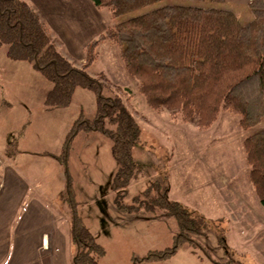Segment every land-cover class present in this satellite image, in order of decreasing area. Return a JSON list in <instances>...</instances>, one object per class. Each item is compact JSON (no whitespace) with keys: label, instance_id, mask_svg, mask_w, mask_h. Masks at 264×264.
I'll return each mask as SVG.
<instances>
[{"label":"rangeland","instance_id":"1","mask_svg":"<svg viewBox=\"0 0 264 264\" xmlns=\"http://www.w3.org/2000/svg\"><path fill=\"white\" fill-rule=\"evenodd\" d=\"M74 1L84 5L90 0ZM249 1L161 0L120 16H113L109 8L93 7L97 11L95 21L105 28L167 4L226 8L244 23L254 17ZM70 12L77 25L90 23L86 8ZM7 49V44L0 47V145L4 146L0 154L10 156L19 150L18 158L24 159L29 157L24 154L29 150L59 153L66 135L81 115L95 118L96 94L79 87L68 106L46 109L45 98L52 82L30 62L8 57ZM98 51L99 57L88 72L104 76V81L110 84L104 93L119 95L141 126L133 148L137 172L122 198L123 204H132L137 195L145 197L144 191L154 182L168 186L170 199L177 200L178 195H183L185 202H189L182 186L186 180L192 182L195 196L201 198L197 207L189 205L191 213L203 215L207 221L203 233L195 237L197 244L184 242L170 258L138 264H264V207L249 180L243 144L252 129H242L239 117L228 112L221 113L211 127L203 129L196 120L183 122L173 118L166 107L154 110L139 91L137 80L125 70L118 45L105 42ZM71 58L77 64L79 58L73 54ZM262 126L264 121L257 127ZM211 147H215V153L207 155ZM208 157L209 160H204ZM49 161L52 166L36 172L47 177L51 173L52 193L56 179L59 209L65 213L62 164L52 157L36 154L26 160V165ZM118 166L112 154V140L102 132L81 130L73 137L69 173L79 214L108 252L101 264H133L134 257L171 247L176 240L175 220L165 212L159 211V217L153 218L145 210L132 212L119 207L112 187ZM170 183L172 188L177 184L182 187L172 192ZM65 215L70 221L69 210V217Z\"/></svg>","mask_w":264,"mask_h":264},{"label":"trees","instance_id":"2","mask_svg":"<svg viewBox=\"0 0 264 264\" xmlns=\"http://www.w3.org/2000/svg\"><path fill=\"white\" fill-rule=\"evenodd\" d=\"M90 1L120 16L161 0ZM249 6L254 17L244 23L232 10L214 6L167 4L142 12L108 26L89 41L84 61L77 66L58 50L50 28L28 1L0 0V47L7 44L8 57L30 62L52 82L46 109L68 106L79 87L96 94L95 118L81 115L61 151L47 153L64 167L63 200L76 246L74 264H100V258L107 254L79 214L69 173L72 140L81 130H98L112 140V154L119 165L112 187L119 207L132 212L145 210L153 218L163 211L175 220L174 245L134 257L133 264L170 258L184 242L197 244L195 237L207 224L203 215H193L180 201L170 199L168 186L158 182L144 191L146 198L137 195L132 204H123L137 172L133 148L141 126L119 95L104 93L110 88L104 76L88 72L105 42L118 45L125 70L137 80L139 91L154 110L166 107L173 118L196 120L203 129L228 112L239 117L242 129H252L244 138V151L250 182L264 207V126L257 127L264 121V0H250Z\"/></svg>","mask_w":264,"mask_h":264},{"label":"crops","instance_id":"3","mask_svg":"<svg viewBox=\"0 0 264 264\" xmlns=\"http://www.w3.org/2000/svg\"><path fill=\"white\" fill-rule=\"evenodd\" d=\"M26 1L38 11L50 28L58 50L71 62L72 54L79 58L77 64L73 62L75 65L84 60V49L89 41L105 30L103 24L99 25L95 21L94 12L97 11L91 1L84 5L74 0ZM80 8L88 10V25H77L73 19L70 11ZM4 145L7 147V144ZM214 149L215 147L209 148L206 154L215 153ZM31 151L24 152L29 155L24 159L18 158L19 150L12 152L10 156L0 154V264H74L76 246L72 239L71 223L65 215H68V206L66 204L64 207L65 213L59 209L56 179L55 191L52 193L51 173L47 177L44 173L36 172L48 169L52 166L51 162L33 163L28 167L26 165V160L36 154L51 158L47 153L53 152ZM183 183L190 200L185 202L183 195H178L177 201L191 211L189 205L197 207L201 198L199 195L195 196L192 182L185 180ZM182 186L177 184L172 188L170 183V191L175 192ZM194 199H198V202ZM197 211L203 212L199 208ZM107 255L108 252L100 258V264Z\"/></svg>","mask_w":264,"mask_h":264}]
</instances>
